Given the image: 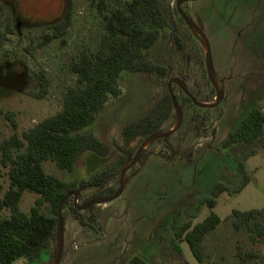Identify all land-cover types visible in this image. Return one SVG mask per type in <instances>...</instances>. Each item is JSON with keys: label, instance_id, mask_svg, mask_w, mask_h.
Returning a JSON list of instances; mask_svg holds the SVG:
<instances>
[{"label": "rangeland", "instance_id": "374dc122", "mask_svg": "<svg viewBox=\"0 0 264 264\" xmlns=\"http://www.w3.org/2000/svg\"><path fill=\"white\" fill-rule=\"evenodd\" d=\"M92 0H73V21L68 31L67 45L54 41L27 55L24 51L29 39H39L48 26L59 21L66 11V0H0L11 18L14 34L8 36L0 51V143L14 133L6 115H13L19 136L42 120L57 114L63 108L64 94L75 86L76 78L70 72L71 63L83 51H96L104 33L99 16L90 7ZM178 0H160L169 16ZM184 12L193 21H199L212 53L215 71L228 79L222 117L215 125L216 136L212 150L202 142L191 160L169 159L152 154L142 167L130 176L123 194L106 205L95 208L96 229H87L68 219L65 225V244L70 247L62 264H129L139 257L154 264H198L189 246L181 244L182 259L168 244L175 215L182 210L192 214L198 199L211 196L214 182H225L234 188L238 179L232 166L226 165L220 145L236 127L240 116L254 107L264 109V0H198L183 5ZM179 34L187 44V60L193 71L203 64V48L182 30L177 16ZM169 29L160 30L156 45L148 51L150 60L164 66L175 59L179 63ZM42 68L50 79L48 94L36 98L38 88L34 70ZM198 68V69H197ZM122 95L112 99L86 132L94 134L112 148L108 158L94 152H85L73 172L60 170L45 163L48 174L66 182L88 180L123 148L122 130L130 122L144 116L167 92L165 81L154 76L124 73L120 79ZM218 114L214 113L213 118ZM252 181L239 194L220 196L214 212L222 219L218 228L207 236L204 245L207 264H242V252H254L255 257L245 264H264V238L255 241L248 231H236L232 212L264 209V150L247 161ZM118 178L107 187H116ZM9 182L0 168V199ZM108 192V191H104ZM94 190L84 192V197ZM35 196L26 193L23 212H29ZM203 206L195 223L209 214ZM68 212L67 216L70 217ZM184 215V216H186ZM0 217L7 218L3 212ZM264 224V218L261 220ZM101 225V229H100ZM55 248V243L52 245ZM168 254L166 260L162 254ZM51 254H42L35 262L19 260L13 264H50Z\"/></svg>", "mask_w": 264, "mask_h": 264}, {"label": "trees", "instance_id": "16d2710c", "mask_svg": "<svg viewBox=\"0 0 264 264\" xmlns=\"http://www.w3.org/2000/svg\"><path fill=\"white\" fill-rule=\"evenodd\" d=\"M66 2L64 16L48 26L39 39H29L24 50L28 56L54 41L67 45L73 21V0ZM90 7L99 16L104 33L95 52L83 51L71 63L69 70L76 78V84L67 88L62 110L23 132L21 137L16 132L18 125L13 115H6L14 133L0 143V168L5 171L9 182L0 199V215L5 211L9 213L7 218L0 217V264H13L22 259L35 262L42 254H51L52 245L56 243L58 210L65 196L78 189L101 188L120 175L125 163L122 155L88 180L70 183L48 174L44 164L52 163L60 170L73 172L85 152L110 156L111 147L86 129L96 122L110 100L122 95V75L165 77L166 69L150 60L148 55L160 38V30L169 26L160 0H92ZM13 34L12 20L0 6V51L8 36ZM34 75L38 88L36 98L42 99L49 92L50 79L42 68H36ZM171 109V98L167 94L147 114L124 127L122 137L125 143L130 144L160 129ZM262 150L264 109L258 106L241 115L222 144L225 163L234 169L237 185L231 188L225 182H214L211 196L198 199L192 214L186 215L180 210L175 215L173 233L167 236V240L177 257L182 259L180 246L186 243L198 264H207L204 242L222 223L214 212L218 199L225 193L237 195L250 184L252 177L247 161ZM26 193L35 196L29 212H23L20 207ZM203 206L210 212L203 221L195 223ZM70 210L82 217L73 206ZM231 217L236 231H248L255 241L264 238L261 221L264 209L235 210ZM167 256L163 253L162 259L166 260ZM238 256L245 264L255 257V253L244 254L239 249ZM129 264L154 262L135 257Z\"/></svg>", "mask_w": 264, "mask_h": 264}, {"label": "flooded vegetation", "instance_id": "af4514ba", "mask_svg": "<svg viewBox=\"0 0 264 264\" xmlns=\"http://www.w3.org/2000/svg\"><path fill=\"white\" fill-rule=\"evenodd\" d=\"M187 3L189 2H186L183 5ZM177 4H178V1L175 4V9H172V11H170L169 16H167L166 11L163 8L162 9L169 23V26L167 29H169V32L171 34L170 39H171L172 44L174 45L179 64L175 66L176 60L173 59L169 61V63H166L164 66L160 65L166 69V74L164 78L159 79L156 77V79L165 81L166 90H167L165 95L168 94L170 96L168 85L171 84L174 96L181 109L182 120L179 123V126H177L178 117H177L176 110L174 108V105L171 99L172 109L170 112V116L163 122L160 129H158L157 131L149 135L139 137L135 141L131 142L130 144H126L122 137V140H123L122 150L132 152V157L130 159L132 166L127 171L126 177H125L127 185L129 183L130 176L135 174V172H137L142 167V163L145 161V159L149 155L159 154L162 156H166L169 159L179 158L183 160H191L197 148L200 147L201 144H203L201 143L202 140H203L202 142L204 143L209 141V144L206 146V150L204 152H206L207 150H212L213 143H214L215 136H216L215 125L217 121L222 117L221 106L225 99V93H226L225 87H226V83L228 82V79L224 78L223 80V78H220L219 75H217L218 86H215L212 83L208 75L206 58L204 56L205 55L204 52H203L204 62L202 65L199 64V70L195 72L191 69V66L188 63L187 56H186L187 55V44L184 41V37H182V35L179 34L178 24L175 23L173 19L174 15L177 16L178 22L180 26H182V30L185 27V29L189 33V36L194 38L201 47L202 45L200 41L194 36L192 31L188 27L187 23L183 19L181 13L178 10ZM183 5L181 6L182 12L185 15H187L183 10ZM66 8H67V3H66ZM188 17L190 18V16ZM193 22L197 26L201 27L203 30V26L199 21H193ZM144 76H147V75H144ZM219 93L222 94L221 97ZM160 99H158V101ZM214 113L218 114L217 118H213ZM158 132H161L163 137L153 141L137 157V154L139 150L141 149L142 145L144 144V142L148 138H150L151 136H153L154 134ZM222 144L220 145V148H217L216 150L220 151V149H222ZM118 155H122L125 158V163L123 165L124 167L127 163V157L120 152H118ZM108 157H104V158H108ZM114 160L112 161L109 160L107 164H111ZM118 177L119 178H118L117 186L116 187L114 186L113 188L107 187V186H109L112 182L114 183L116 178L108 182L101 188H89L87 190L78 189L80 191L78 205L85 206L94 198H105V197H109L117 193V191L120 188L121 173ZM88 190H94V193L90 197L85 198L83 194L85 191H88ZM104 191H108V192H104ZM110 203L92 206L89 210L85 212L78 211L75 208L74 197L71 198L66 203L67 204V206H65L66 209L65 211L63 210V212H65V214L63 213V219H64V251L63 253L64 254H63V259L60 264L64 262L65 260L64 256L66 252L68 253L70 249V247H66V244H65V225L68 219L75 220L77 224H79L80 226L84 228L91 229V230L96 229L98 224H97L95 214H94L95 208L99 207V209L100 208L105 209L106 205ZM70 206H73V208L77 211V213L82 214V217L72 212L70 210ZM68 212L71 214L70 217L67 216ZM101 228L102 227L100 225V229ZM57 252H58L57 243H55V248L51 249V261L54 258V256L57 254Z\"/></svg>", "mask_w": 264, "mask_h": 264}, {"label": "water", "instance_id": "95a60500", "mask_svg": "<svg viewBox=\"0 0 264 264\" xmlns=\"http://www.w3.org/2000/svg\"><path fill=\"white\" fill-rule=\"evenodd\" d=\"M198 0H178V10L181 13L183 19L185 20V22L187 23L188 27L190 28V30L192 31V33L194 34V36L200 41L203 51L205 53V58H206V65H207V71H208V75L210 80L212 81V83L215 86H218V77L214 68V64H213V59H212V53H211V47L209 44V41L206 37V35L204 34L203 30L201 27L197 26L193 20H191L187 15H185L182 12L181 6L186 3V2H195ZM201 25V24H200ZM169 87V92H170V96L174 105V108L176 110V114L178 117V122H177V126H179V123L182 120V113H181V109L178 105V102L174 96L173 93V89L171 84L168 85ZM220 97L222 96V94H220ZM163 135L161 132H158L156 134H154L153 136H151L150 138H148L144 144L142 145L141 149L139 150L137 157L142 153V151L149 146L153 141L162 138ZM118 152L122 153L123 155H125L127 157V163L126 165L123 167L122 172H121V180H120V188L117 191V193H115L112 196L109 197H105V198H94L92 199L87 205L85 206H79L78 205V201H79V196H80V191H74V192H70L68 193L65 198L62 200V202L60 203L59 206V210H58V225H57V231H56V243H57V249L58 252L57 254L54 256V258L52 259L50 264H60L62 259H63V251H64V219H63V210L65 207V204L74 197V205L75 208L78 211H82L85 212L87 210H89L92 206L95 205H102V204H107L110 203L114 200H116L117 198H119L124 189L126 188V173L127 171L131 168L132 163L130 162V159L132 157V152L130 151H125L122 149H118Z\"/></svg>", "mask_w": 264, "mask_h": 264}]
</instances>
